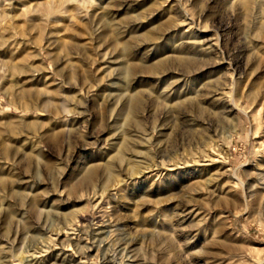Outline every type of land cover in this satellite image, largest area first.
Masks as SVG:
<instances>
[{"label":"rangeland","instance_id":"rangeland-1","mask_svg":"<svg viewBox=\"0 0 264 264\" xmlns=\"http://www.w3.org/2000/svg\"><path fill=\"white\" fill-rule=\"evenodd\" d=\"M0 264H264V0H0Z\"/></svg>","mask_w":264,"mask_h":264},{"label":"bare ground","instance_id":"bare-ground-1","mask_svg":"<svg viewBox=\"0 0 264 264\" xmlns=\"http://www.w3.org/2000/svg\"><path fill=\"white\" fill-rule=\"evenodd\" d=\"M134 102V101H133ZM136 103V102H135ZM206 163V162H205ZM201 166H202V164H201ZM207 166V165H206ZM203 170V169H202ZM201 171V170H200ZM156 193H158V192H156ZM69 254V253H68ZM32 258V257H31ZM36 258V257H35ZM33 260H34V258H33Z\"/></svg>","mask_w":264,"mask_h":264}]
</instances>
